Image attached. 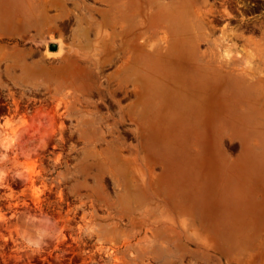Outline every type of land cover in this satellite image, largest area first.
<instances>
[{
    "label": "rangeland",
    "instance_id": "1",
    "mask_svg": "<svg viewBox=\"0 0 264 264\" xmlns=\"http://www.w3.org/2000/svg\"><path fill=\"white\" fill-rule=\"evenodd\" d=\"M21 1L0 0V264H264V201L254 200L264 198L254 188L264 112L235 121L226 92H205L211 113L191 112L196 127L185 129L186 92L169 90L194 73L190 16L206 13L207 60L254 82L263 101L264 0H141L149 42L138 51L136 122L137 94L117 86L121 60L104 64L110 54L97 47L103 6ZM164 31L173 52L151 47Z\"/></svg>",
    "mask_w": 264,
    "mask_h": 264
},
{
    "label": "bare ground",
    "instance_id": "2",
    "mask_svg": "<svg viewBox=\"0 0 264 264\" xmlns=\"http://www.w3.org/2000/svg\"><path fill=\"white\" fill-rule=\"evenodd\" d=\"M80 1V0H79ZM90 1V0H89ZM97 4H101L103 6L102 9H98V11L102 15V20L96 26V39L99 41L98 46L101 45L105 51H108L110 54L105 60L104 64L112 65L116 63L117 60H121V64L119 66V71L122 72L121 76L117 79V86L118 88L128 89L131 88L132 92L137 94V100L134 101V106L132 110V114L130 115V121L136 122L140 115V95L138 92H141V64L139 61V49L143 47L144 44L149 42V37L144 40L145 31H143V20L141 19V0H93ZM21 2L24 3V0ZM20 2V4H21ZM52 2V1H50ZM49 2V3H50ZM88 2V1H87ZM87 4V3H86ZM174 4V3H173ZM76 5V4H75ZM18 6V5H17ZM43 6V5H42ZM95 6V5H94ZM98 6V5H97ZM52 7V6H51ZM23 8V7H20ZM26 8V5L25 7ZM28 8V7H27ZM26 8V10H27ZM93 8V7H92ZM95 8V7H94ZM78 9V8H77ZM15 10V9H14ZM22 11V10H21ZM24 10L22 11V13ZM80 12V11H79ZM23 15V14H22ZM95 15V14H94ZM208 14L204 13L202 16H197L196 18L194 15L191 18L190 22L192 24V28L194 29V40L196 41L193 43L192 46H187L189 49L188 57H192L193 63L191 62L192 69L190 72H194L191 74H186L180 78L172 79L170 81L169 90L172 92H186V102L189 103L190 110L185 108L181 110V114L183 115L184 119L186 120V127L188 129L189 126L191 127L195 123L191 117L192 114H196L197 117L195 119L198 121L199 118L202 119L205 113L212 111V102L210 103L205 95V92H226L224 94V98L227 101V108L230 111L229 117L232 119L235 118V121H248L250 123H255L259 119V114L264 112V99L262 101V97L256 96L251 91V87L253 86L252 81L236 76L233 71L227 72L225 70V66L223 65L222 61L215 56L213 59L210 60L206 58L205 52H203L200 48V44L202 41L206 40L209 37L208 31L204 33L201 31V28H205V18ZM97 16V15H96ZM35 17V16H34ZM29 18V17H28ZM35 19V18H34ZM38 19V18H37ZM80 19V18H79ZM78 19V20H79ZM99 19V18H98ZM39 20V19H38ZM37 20V21H38ZM77 20V21H78ZM22 21V20H21ZM26 21V20H25ZM28 21V19H27ZM22 24V23H21ZM86 24V23H85ZM89 25V24H88ZM30 26V25H29ZM32 26V24H31ZM83 27V26H82ZM29 28V27H28ZM82 33V32H81ZM154 33V32H153ZM152 33V34H153ZM92 34V33H91ZM177 34L178 31H177ZM175 35V40H178L180 36ZM149 35V34H148ZM156 36V35H155ZM151 39V38H150ZM87 42V41H86ZM83 43V42H82ZM175 43V42H173ZM164 44H166L164 46ZM86 45V44H85ZM92 45V44H91ZM97 45V44H95ZM151 45V44H150ZM149 45V46H150ZM85 47V46H83ZM154 47V49L164 50L165 52H173L175 45H170L169 42V35L168 32H162V36L159 37V42ZM91 50V49H90ZM100 51V50H99ZM15 52H17L15 50ZM96 57V56H95ZM23 58V57H22ZM16 59V58H14ZM98 59V58H97ZM24 60V59H23ZM96 60V59H95ZM101 61V60H100ZM25 62V61H24ZM16 63V62H15ZM41 63V62H40ZM179 63H184L188 65L189 62L183 61L175 63L177 66H181ZM13 64V63H12ZM33 64V63H32ZM101 64V63H100ZM103 64V65H104ZM40 65V64H39ZM12 66V65H11ZM10 66V67H11ZM25 66V63L22 67ZM115 66V65H113ZM15 67V66H14ZM37 67V66H36ZM44 67V66H43ZM98 67V66H97ZM102 67V66H101ZM105 67V66H104ZM182 67V66H181ZM19 68V67H18ZM186 68V67H185ZM9 69V68H8ZM6 70V69H5ZM15 70V69H14ZM24 70V69H23ZM102 70V69H101ZM115 71V70H114ZM15 72V71H14ZM105 72V71H104ZM9 73V72H8ZM30 73V72H29ZM181 73V71H180ZM16 74V73H14ZM100 74V73H99ZM21 75V74H20ZM25 75V74H24ZM23 72L21 77L24 76ZM101 75V74H100ZM105 75V74H104ZM108 75V74H107ZM11 76V75H10ZM12 77V76H11ZM49 77V75H48ZM13 78V77H12ZM29 78V77H28ZM17 79V78H15ZM49 79V78H48ZM13 80V79H12ZM30 80V79H29ZM59 80V79H58ZM113 80V78H112ZM17 81V80H16ZM15 81V82H16ZM23 81V80H22ZM66 81V80H65ZM78 81V80H77ZM110 81V79H109ZM164 81V80H163ZM24 82V81H23ZM28 82V81H27ZM70 82V81H68ZM67 82V83H68ZM51 83V82H50ZM53 83V82H52ZM55 83V82H54ZM65 83V82H63ZM77 83V82H76ZM66 84V83H65ZM109 86V82H107ZM104 85V84H103ZM112 85V84H111ZM50 86V85H48ZM63 86V85H61ZM80 86V85H79ZM57 87V86H56ZM60 87V86H59ZM111 88V87H110ZM62 89V88H61ZM168 90V91H169ZM192 92H195L194 95ZM132 94V93H131ZM196 96V97H195ZM195 97V102L193 101ZM136 99V98H135ZM148 110V108H147ZM188 113V114H186ZM146 116V115H145ZM224 116V115H223ZM199 117V118H198ZM147 118V117H145ZM99 119V118H98ZM101 120V119H100ZM104 121V120H103ZM143 121V120H141ZM201 121V120H200ZM233 121V120H232ZM222 127L226 125L225 121L222 119L219 120ZM141 123V122H140ZM143 124V123H142ZM201 125V124H200ZM108 126V125H107ZM141 126V125H140ZM146 126V125H145ZM193 126V127H194ZM203 126V125H202ZM201 126V127H202ZM196 127V126H195ZM194 127V128H195ZM226 127V126H225ZM224 127V128H225ZM193 128V129H194ZM250 128V127H249ZM145 129V128H144ZM142 130L145 131V130ZM190 129V128H189ZM200 130V128H199ZM204 130V129H203ZM217 130V129H215ZM251 130V129H250ZM103 131V130H102ZM147 131V130H146ZM192 131V130H191ZM190 132V131H189ZM248 132V131H247ZM203 133V132H202ZM201 133V134H202ZM231 133V132H229ZM191 134V133H190ZM194 134V133H193ZM197 134V133H196ZM195 134V135H196ZM249 134V132H248ZM151 135V134H150ZM200 135V134H197ZM213 135V134H212ZM217 135V134H216ZM97 136V135H96ZM230 136V135H229ZM249 136V135H248ZM247 136V137H248ZM203 138L202 136H200ZM212 137V136H211ZM147 138V137H146ZM255 138V137H254ZM253 138V140H254ZM198 139V138H197ZM219 139V138H218ZM150 140V138L148 139ZM190 140H193L190 138ZM240 140V139H239ZM250 140V139H249ZM147 141V140H146ZM198 141V140H197ZM202 142V140H199ZM241 141V140H240ZM191 142V141H190ZM195 142V141H194ZM193 142V143H194ZM93 143V142H92ZM193 143L191 144L192 146ZM197 143V142H196ZM184 144V143H183ZM198 144V143H197ZM196 144V145H197ZM148 145V144H146ZM195 145V146H196ZM150 146V145H149ZM194 146V147H195ZM199 146V144H198ZM216 146V145H215ZM217 147V146H216ZM149 148V147H147ZM188 147H186L187 149ZM199 148V147H198ZM250 148V147H249ZM122 149V148H121ZM252 149V148H251ZM119 150V149H118ZM149 150V149H148ZM192 150V149H191ZM190 151V149H189ZM188 151V152H189ZM200 151V149H199ZM198 151V152H199ZM219 151V150H218ZM150 152V150H149ZM152 152V151H151ZM196 152V151H195ZM202 152V151H201ZM200 153V152H199ZM202 154V153H201ZM160 155V154H159ZM192 155V154H191ZM243 155V154H242ZM199 156V154H198ZM148 157V156H147ZM155 157V156H154ZM158 157V155H157ZM160 158V157H159ZM156 158V159H159ZM134 159V158H133ZM150 159V158H149ZM152 159V158H151ZM153 160V159H152ZM161 160V159H160ZM249 160V158H248ZM148 161V159H147ZM150 162V161H149ZM148 162V163H149ZM156 163V162H155ZM166 163V162H165ZM170 163V162H169ZM131 164V163H130ZM164 164V163H163ZM160 165V162H159ZM155 166V165H154ZM163 166V165H162ZM171 166V165H170ZM254 168L257 167V163L253 162ZM152 167V166H151ZM161 167V166H160ZM167 169V167H165ZM172 168V166H171ZM176 168V167H175ZM174 168V170H175ZM228 169V168H227ZM173 170V169H172ZM170 170V171H172ZM169 171V170H168ZM169 171V172H170ZM173 172V171H172ZM164 173V171H163ZM165 174V173H164ZM169 174V173H168ZM175 173L173 172V175ZM179 174V173H178ZM176 175V174H175ZM144 176V175H143ZM172 176V175H170ZM179 176V175H178ZM263 179V184L260 186H254L255 193L260 191L264 192V175H261ZM145 177V176H144ZM158 177V175H157ZM252 179L257 183H259V178L257 175H252ZM172 179V178H171ZM175 181V179H173ZM167 181V180H166ZM168 182V181H167ZM166 182V183H167ZM173 182V181H172ZM170 182V183H172ZM169 183V182H168ZM178 183V182H177ZM175 185V184H174ZM169 187V186H168ZM176 187V186H175ZM155 189V188H154ZM169 189V188H168ZM176 189H178L176 187ZM179 190V189H178ZM182 191V190H181ZM184 191V190H183ZM138 193V192H137ZM179 193V192H177ZM183 193V192H182ZM254 193V192H253ZM185 194V193H184ZM139 195V194H138ZM132 196V195H131ZM136 196V195H134ZM179 196V195H177ZM141 197V196H139ZM138 197V198H139ZM132 198V197H131ZM137 198V197H136ZM128 199V198H127ZM173 199V198H172ZM182 199V198H181ZM131 199L129 198L128 201ZM185 200V199H184ZM254 200H261L264 201V198L261 199L257 196L254 197ZM175 201V200H174ZM181 201V200H180ZM142 202V201H141ZM170 202V201H169ZM185 202V201H184ZM216 202V201H215ZM171 203V202H170ZM181 203V202H179ZM145 204V201H144ZM183 204V203H182ZM186 204V203H185ZM200 206L198 207V212L196 213V218L199 219V223L204 227V219H203V201H199L198 203ZM119 205V204H118ZM179 205V204H178ZM215 205V204H214ZM180 206V205H179ZM184 206V204H183ZM110 208V207H109ZM109 210V209H108ZM126 210V209H125ZM180 210V209H179ZM127 211V210H126ZM133 212V211H132ZM219 214V213H218ZM261 217V216H259ZM153 219V217H152ZM142 220V219H141ZM207 221V220H206ZM209 221V219H208ZM140 222V221H139ZM148 225V224H145ZM142 228V227H141ZM208 228V227H207ZM211 229V228H210ZM140 230V229H138ZM161 230V229H160ZM217 230V229H215ZM157 231V230H156ZM142 232V231H141ZM153 232V231H152ZM159 232V231H158ZM154 233V232H153ZM252 233V232H251ZM135 234V233H134ZM158 233H156L157 235ZM226 234V233H225ZM157 237V236H156ZM138 238V237H137ZM135 239V238H134ZM149 241V239H146ZM141 243V242H140ZM138 243V244H140ZM148 246V245H147ZM143 246V248H147ZM135 249V248H134ZM138 249V248H136ZM129 251V250H128Z\"/></svg>",
    "mask_w": 264,
    "mask_h": 264
},
{
    "label": "water",
    "instance_id": "3",
    "mask_svg": "<svg viewBox=\"0 0 264 264\" xmlns=\"http://www.w3.org/2000/svg\"><path fill=\"white\" fill-rule=\"evenodd\" d=\"M56 48H57L56 45H52V46L50 47V49H51L52 51L56 50Z\"/></svg>",
    "mask_w": 264,
    "mask_h": 264
},
{
    "label": "flooded vegetation",
    "instance_id": "4",
    "mask_svg": "<svg viewBox=\"0 0 264 264\" xmlns=\"http://www.w3.org/2000/svg\"><path fill=\"white\" fill-rule=\"evenodd\" d=\"M250 7H257V5L256 4H251V6Z\"/></svg>",
    "mask_w": 264,
    "mask_h": 264
}]
</instances>
